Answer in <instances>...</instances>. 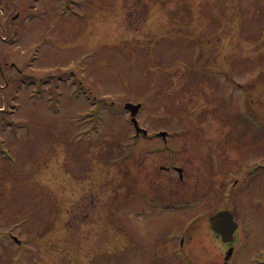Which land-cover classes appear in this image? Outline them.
I'll return each mask as SVG.
<instances>
[{"label":"rangeland","instance_id":"1","mask_svg":"<svg viewBox=\"0 0 264 264\" xmlns=\"http://www.w3.org/2000/svg\"><path fill=\"white\" fill-rule=\"evenodd\" d=\"M221 209L264 264V0H0V264H224Z\"/></svg>","mask_w":264,"mask_h":264},{"label":"water","instance_id":"2","mask_svg":"<svg viewBox=\"0 0 264 264\" xmlns=\"http://www.w3.org/2000/svg\"><path fill=\"white\" fill-rule=\"evenodd\" d=\"M139 108H140L139 105L135 106L132 104H127V109H129L132 112L133 116L137 114ZM133 121L139 131L140 129L136 119H134ZM211 226L212 229L218 235H222L225 238V240H229L226 239V236L229 238H233L235 231L238 227V224L234 222L233 215L229 211L224 210V211H220L217 215L211 218ZM232 251L233 249L230 250V254Z\"/></svg>","mask_w":264,"mask_h":264},{"label":"flooded vegetation","instance_id":"3","mask_svg":"<svg viewBox=\"0 0 264 264\" xmlns=\"http://www.w3.org/2000/svg\"><path fill=\"white\" fill-rule=\"evenodd\" d=\"M144 139H132V140H129L130 142H132V141H143ZM165 140V139H164ZM129 144V143H128ZM132 148V147H131ZM131 148H129V147H125L124 149H125V151L126 152H130V150H131ZM133 149H135V148H133ZM173 168H175V166L173 167ZM170 170V168L169 167H165V171H169ZM127 186V185H126ZM230 246H227V248H229Z\"/></svg>","mask_w":264,"mask_h":264},{"label":"trees","instance_id":"4","mask_svg":"<svg viewBox=\"0 0 264 264\" xmlns=\"http://www.w3.org/2000/svg\"><path fill=\"white\" fill-rule=\"evenodd\" d=\"M110 151H111V148H110ZM111 152H112V151H111ZM115 152H117L116 149H115ZM112 153H113V152H112ZM116 154H117V153H116ZM116 158H117V157H116ZM116 158H114V159H116Z\"/></svg>","mask_w":264,"mask_h":264}]
</instances>
